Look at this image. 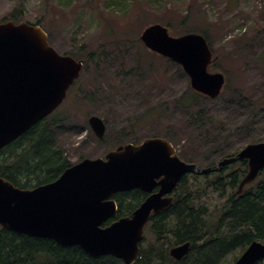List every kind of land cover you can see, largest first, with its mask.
Listing matches in <instances>:
<instances>
[{
    "label": "water",
    "instance_id": "1",
    "mask_svg": "<svg viewBox=\"0 0 264 264\" xmlns=\"http://www.w3.org/2000/svg\"><path fill=\"white\" fill-rule=\"evenodd\" d=\"M140 39L151 51L180 64L196 91L211 98L220 95L226 77L209 71L213 52L203 34L173 36L167 26L152 23ZM83 65L82 60L52 46L40 24L12 19L0 23V150L64 102ZM89 124L103 139L104 119L93 114ZM242 159L249 166L238 185L237 193H242L264 169V141L249 143L213 166L199 167L182 160L168 139L153 136L140 144L119 145L104 157H86L56 180L33 188L18 187L0 175V225L134 264L147 224L154 214L172 205V194L184 176L221 171ZM133 189L149 195L130 216L105 225L117 215L113 196ZM190 245H176L170 254L180 260ZM263 258L264 242L255 240L232 264H255Z\"/></svg>",
    "mask_w": 264,
    "mask_h": 264
},
{
    "label": "rangeland",
    "instance_id": "2",
    "mask_svg": "<svg viewBox=\"0 0 264 264\" xmlns=\"http://www.w3.org/2000/svg\"><path fill=\"white\" fill-rule=\"evenodd\" d=\"M16 7L23 12L14 20L42 25L61 53L86 57L91 50L99 52L62 110L81 129L61 136L72 163L104 157L120 144L151 136L167 137L182 153L189 138H195L196 127L189 122L196 108L179 106L181 98L191 94L188 75L140 39L155 22L170 23L174 36L193 25L208 32L215 56L209 70L224 72L227 81L219 97L201 98L194 105L210 109L213 119L226 118L227 140L238 143L234 150L264 141L263 111L252 115L254 106L231 97L235 88L264 108V0H0V23L13 19ZM189 15L191 24L185 25ZM126 39L133 42L125 44ZM90 91L93 99H83ZM93 114L107 123L103 139L89 124ZM252 116L257 120L253 139L234 133L238 127H249ZM200 141L207 146L202 140L191 141L192 150L201 152ZM223 198L212 193L207 203L213 210ZM149 228L146 245L155 238ZM235 254L240 251L228 254L221 264H229Z\"/></svg>",
    "mask_w": 264,
    "mask_h": 264
},
{
    "label": "trees",
    "instance_id": "3",
    "mask_svg": "<svg viewBox=\"0 0 264 264\" xmlns=\"http://www.w3.org/2000/svg\"><path fill=\"white\" fill-rule=\"evenodd\" d=\"M22 12V8L16 7L11 14L12 18L17 19ZM183 23L191 24L190 15L183 20ZM166 24L170 26V23ZM190 32L203 34L212 48L210 35L205 29L193 25L189 26L185 33ZM127 41L133 42L132 39L123 42L126 44ZM71 54L85 61L82 77L88 71L89 61L96 62L100 56L97 50H91L86 57ZM179 67L183 70L181 65ZM81 81L82 78L73 85L69 98L53 114L0 150L2 177L18 187L33 188L56 180L74 164L66 154L61 136L66 130L79 132L81 129L79 125L73 124L71 118L62 110ZM232 93L231 97L238 98L244 104L250 105L249 107H255L252 115L260 111L264 114V108L253 105L254 101L247 95L238 92L235 88H232ZM94 94L90 91L84 94L83 99H93ZM201 98L210 99L191 88V94L183 96L179 102L182 108L187 109L191 106L196 108L191 113L189 123L196 127L197 132L195 138H189L188 148L185 150L187 153L184 151L179 155L186 162L210 166L216 164L221 157L234 155L239 151L240 146L239 149L234 150L236 148L234 144L238 143L236 141L230 143L227 140L230 133L225 132L226 118L213 119L210 109L194 105H198ZM250 120L249 127H238L234 133H242V135L247 133L248 139H253L257 120L253 116ZM198 140L207 144L203 148L201 141L197 143L202 146L197 148L200 153L192 150L191 147V141ZM141 141L143 140L137 139L133 142ZM247 171L248 161L242 160L225 167L221 173L184 176L174 193L173 204L153 216L149 230L155 238L147 245L143 242L141 255L134 264H221L228 254L238 251L241 253L251 242L255 240L264 242V169L256 181L238 194V184ZM212 193L224 197L221 202L214 205L213 210L207 203ZM147 196L148 193L141 189L114 195L118 203V213L106 224L130 215ZM188 241L191 243V250L183 259L176 260L170 255L169 250L172 246ZM239 255L235 254L234 258L227 262L232 264ZM0 264L126 263L109 254L91 255L76 244L62 245L52 238L30 236L1 226Z\"/></svg>",
    "mask_w": 264,
    "mask_h": 264
},
{
    "label": "flooded vegetation",
    "instance_id": "4",
    "mask_svg": "<svg viewBox=\"0 0 264 264\" xmlns=\"http://www.w3.org/2000/svg\"><path fill=\"white\" fill-rule=\"evenodd\" d=\"M214 61V60H213ZM244 147V146H243ZM242 147V148H243ZM242 148H240L239 149V151L242 149ZM239 151L237 152V153H235L234 155H227V156H224V157H221V159H219L218 161H217V163H219L220 161H222L223 159H225V158H227V157H233V156H235V155H237L238 153H239ZM238 161H242V160H236L235 162H233L232 164H234V163H236V162H238ZM216 163V164H217ZM232 164H229V165H232ZM229 165H226V166H224L223 167V169L225 168V167H227V166H229ZM223 169L220 171V173L223 171ZM151 222H152V220H151ZM151 222H150V224H151ZM149 224V225H150ZM149 227V226H148ZM176 245H178V244H176ZM190 250H191V248H190ZM190 252V251H189ZM243 253V251L240 253V255H239V257L241 256V254ZM238 257V258H239ZM236 260V259H235ZM262 263H264V259L261 261Z\"/></svg>",
    "mask_w": 264,
    "mask_h": 264
},
{
    "label": "bare ground",
    "instance_id": "5",
    "mask_svg": "<svg viewBox=\"0 0 264 264\" xmlns=\"http://www.w3.org/2000/svg\"><path fill=\"white\" fill-rule=\"evenodd\" d=\"M33 176V175H32ZM27 179V178H26ZM258 213V212H257ZM244 214V213H243ZM238 216V215H237ZM262 226V225H261ZM161 230V229H160ZM152 251V250H151ZM157 252H158V250H157ZM160 252V251H159ZM147 256V255H146ZM151 258V257H150ZM160 258V257H159ZM151 260V259H150ZM151 263V262H150Z\"/></svg>",
    "mask_w": 264,
    "mask_h": 264
}]
</instances>
